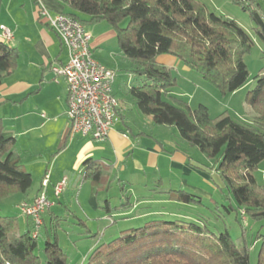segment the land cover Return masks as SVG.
Here are the masks:
<instances>
[{"label": "trees", "instance_id": "trees-1", "mask_svg": "<svg viewBox=\"0 0 264 264\" xmlns=\"http://www.w3.org/2000/svg\"><path fill=\"white\" fill-rule=\"evenodd\" d=\"M63 2L71 10L67 16L83 26L105 22L115 32L119 52L131 64L130 73L137 80L127 94L136 109L148 114L156 126L176 129L182 142L214 162L237 210L254 222L264 221V186H259L251 175L264 161V65L245 97L256 114L248 124L234 121L226 111L211 118L204 106L192 110L186 101L172 94L177 86L174 70L157 62L161 56L173 57L181 68L197 74L221 95L233 94L249 78L243 61L253 45L249 36L234 21L210 13L201 0ZM234 3L250 13L264 46V24L254 9L256 0ZM18 59V51L0 39V85L13 73ZM85 166L86 181L96 191L109 190L112 180L107 168L90 160ZM31 186L32 177L21 164L15 138L0 122V204L11 197H26ZM37 196L16 205L32 202ZM169 201L189 205L200 203V198L177 190L169 192ZM128 207L125 202L120 209ZM23 221L13 215L0 216V264H40L36 251L42 229L47 236L44 263L65 264L56 234L54 241H49L44 219L36 236L32 220L25 217ZM245 238V230L234 240L227 231L215 234L204 224L156 218L99 245L85 264H251L250 245ZM255 240L260 243L257 264H264V226Z\"/></svg>", "mask_w": 264, "mask_h": 264}, {"label": "crops", "instance_id": "crops-1", "mask_svg": "<svg viewBox=\"0 0 264 264\" xmlns=\"http://www.w3.org/2000/svg\"><path fill=\"white\" fill-rule=\"evenodd\" d=\"M42 9L51 15L71 13L63 0H0V26L11 31L13 39L8 46L19 53L15 70L0 85V122L5 123V131L15 138L21 164L32 177L27 196H17L12 201L15 205L18 201H30L43 192L49 203L42 215L44 225L50 228L63 223V229L65 226L83 229L85 233H76L75 242L85 243L93 238L85 255H77L79 264H85L97 245L119 237L124 230L140 227L154 217L164 216L166 213L153 208L152 204L169 205L170 191L204 195L201 183L206 182L200 176L205 181L208 179L199 174L198 183L188 180L195 174L194 168L203 167L186 155L184 148H191L186 143L171 141L162 130H159L160 135L133 133L134 126L126 119V102L118 99L114 91L118 72L123 68L131 81L126 83L122 93L127 95L132 82L137 80L119 52L115 32L105 22L84 24V28L91 36L93 59L116 74L112 94L119 104L117 120L103 141L70 134L65 114L67 86L64 79L53 72L66 64L67 52L41 18ZM157 62L173 70L180 68L173 57L161 56ZM27 159H32V165L26 164ZM89 160L107 168L112 180L109 190L96 191L86 181L85 163ZM36 168L38 174L33 175ZM46 175L47 184L42 187ZM63 179L65 188L56 195L55 187ZM125 202L129 207L120 209ZM23 222L28 223V220ZM61 250L66 257V252Z\"/></svg>", "mask_w": 264, "mask_h": 264}, {"label": "rangeland", "instance_id": "rangeland-1", "mask_svg": "<svg viewBox=\"0 0 264 264\" xmlns=\"http://www.w3.org/2000/svg\"><path fill=\"white\" fill-rule=\"evenodd\" d=\"M201 2L210 13L234 21L249 36L253 45L243 58L249 73V78L243 88L237 90L233 94L223 96L218 90L202 80L192 71L184 72L181 67L179 69L175 68L173 75L177 79V86L173 88L172 94L179 97L181 100L186 101L192 110L196 109L199 105L206 107L211 118H215L226 111L234 121L251 124L256 114L246 103L245 97L246 94L254 88V77L264 65V46L257 37V27L252 21L250 13L243 11L234 3V0H201ZM254 7V9L262 16L264 24V0H256ZM9 44L10 43H8V45ZM128 64L131 66L129 62ZM124 70L125 69L123 68V71L120 70L118 72V80H116L115 83L116 91L114 92L118 99L121 98L126 102L128 107L126 111V119L132 122V125L134 126L133 133L136 134L137 132H143L146 135L151 133L160 135L159 130H162L163 133L166 134L165 136H169L171 141L180 140L176 129L157 127L148 114H143L136 109L131 97L122 93L127 86L126 83H130L131 81V77L129 78ZM132 83L133 85L136 84L135 81ZM2 125L5 126V123H2ZM184 150L187 152L186 155L192 162L198 163V166L203 167L201 169L193 167L195 174L188 177V180L191 182L195 180L196 183H198V180L201 178L203 182H206V184L201 183L203 186V190L201 191L202 193H206L204 195H196L200 198V203L198 204L178 205L177 203H174L160 206L152 204L153 208L161 209L164 211L162 213H166L163 214L164 216L162 217H155L153 219L157 218L162 219L163 221H188L201 225L204 224L215 234L227 231L230 237L234 240L239 238L242 230H245V239L250 245V263L257 264L260 243L255 240V236L259 233L261 227L264 226V221L254 222L247 218L244 213L237 210V206L232 196L228 193L224 181L215 171L216 167L214 162H211L196 148L188 149L185 147ZM31 160L32 159H27L26 164L28 166L32 165ZM36 174H38L37 168L33 172V175ZM199 174L205 175L208 181H205V178ZM197 175H199L200 178ZM251 175L255 178L259 186H264V161L251 171ZM187 192L192 193L191 191ZM13 198L14 197H11L0 204V216H17L22 222L23 219L19 206L15 205V202L12 201ZM20 198L23 197L20 196ZM112 204L115 205L114 200ZM174 214L176 216H174ZM61 224L63 223H59L58 226L54 224V226L52 225L50 228L46 226L49 233V241L50 243L53 242L54 239L52 237L56 234L59 247L67 254L65 264H79L80 261L78 262L77 255H79V257L80 255H85L86 251L91 247L90 240L93 238L86 240L85 243L82 241L75 242L77 237L76 233H85V231L83 229L76 230L77 228L68 229L67 226L63 229L61 228ZM46 240L45 229H42L38 235V249L36 251V255L40 257L41 260L40 264H45L43 246ZM73 242H75V245Z\"/></svg>", "mask_w": 264, "mask_h": 264}, {"label": "built area", "instance_id": "built-area-1", "mask_svg": "<svg viewBox=\"0 0 264 264\" xmlns=\"http://www.w3.org/2000/svg\"><path fill=\"white\" fill-rule=\"evenodd\" d=\"M40 16L48 27L58 36L67 52L64 66L53 69L56 76L64 79L67 86L66 117L71 135L90 136L93 140H105L113 123L117 120L119 107L112 94L116 74L92 57L91 36L77 20L64 14L51 16L45 9ZM0 39L9 43L13 39L10 30L0 26ZM48 176L42 181L47 184ZM66 185L63 179L55 187V194L61 193ZM49 203L41 192L32 202H22L21 215L32 220L36 236L42 225V215Z\"/></svg>", "mask_w": 264, "mask_h": 264}]
</instances>
